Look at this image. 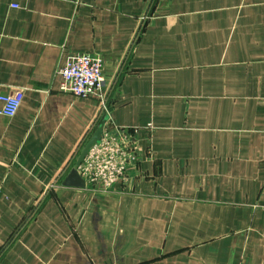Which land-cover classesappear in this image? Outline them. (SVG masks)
I'll return each instance as SVG.
<instances>
[{"label": "crops", "instance_id": "0c3cea01", "mask_svg": "<svg viewBox=\"0 0 264 264\" xmlns=\"http://www.w3.org/2000/svg\"><path fill=\"white\" fill-rule=\"evenodd\" d=\"M100 55L105 107L60 90ZM0 264H264V0H0ZM133 128L109 184L62 180Z\"/></svg>", "mask_w": 264, "mask_h": 264}, {"label": "built area", "instance_id": "2783aa9c", "mask_svg": "<svg viewBox=\"0 0 264 264\" xmlns=\"http://www.w3.org/2000/svg\"><path fill=\"white\" fill-rule=\"evenodd\" d=\"M103 58L87 52L68 55L58 72L61 75L60 90L70 91L78 96L95 95L105 107V76ZM23 98V89L0 93V114L13 116ZM135 129L113 126L103 130L101 138L94 143L77 169L84 180L109 184L123 178L126 169L138 159Z\"/></svg>", "mask_w": 264, "mask_h": 264}, {"label": "water", "instance_id": "95a60500", "mask_svg": "<svg viewBox=\"0 0 264 264\" xmlns=\"http://www.w3.org/2000/svg\"><path fill=\"white\" fill-rule=\"evenodd\" d=\"M106 121V117L101 119V121L98 123V125L94 128L92 133L89 135L87 140L85 141L84 145L82 146L81 150L79 151V154L76 158V163L74 166H72L69 171L64 176L62 183L65 185H76V186H84L85 180L79 173L77 169V165L83 160L84 156L86 155L89 148L96 142H98L101 138L102 131L104 128V124Z\"/></svg>", "mask_w": 264, "mask_h": 264}]
</instances>
